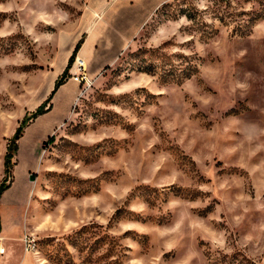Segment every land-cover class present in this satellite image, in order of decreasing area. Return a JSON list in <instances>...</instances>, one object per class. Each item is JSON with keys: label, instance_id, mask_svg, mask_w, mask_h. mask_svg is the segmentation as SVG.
<instances>
[{"label": "rangeland", "instance_id": "374dc122", "mask_svg": "<svg viewBox=\"0 0 264 264\" xmlns=\"http://www.w3.org/2000/svg\"><path fill=\"white\" fill-rule=\"evenodd\" d=\"M220 1L0 0V264H264V0Z\"/></svg>", "mask_w": 264, "mask_h": 264}, {"label": "trees", "instance_id": "16d2710c", "mask_svg": "<svg viewBox=\"0 0 264 264\" xmlns=\"http://www.w3.org/2000/svg\"><path fill=\"white\" fill-rule=\"evenodd\" d=\"M184 2L186 0H183ZM213 1V0H211ZM243 1H248V0H243ZM184 2H179L176 4V6L178 7V12L179 15L185 17L188 21L195 23L197 21V17H198V11L196 9H194L191 6H187L186 3ZM220 2L224 3V6L227 8L230 6V2L229 0H221ZM259 5V9L250 13H245L243 12H239L237 13L235 16L237 17H242V16H250V18L245 21V28L248 26V24L255 22L256 20L262 18L264 16V1L263 2H258ZM185 6V7H182ZM220 20H223V17L220 18ZM83 41L79 40L77 42V44L75 45L68 61L66 64L65 69L63 70V72L60 74V76L57 78V80L55 81L54 84V89L51 92V94L49 95V97L30 115L24 117V119L22 120L20 126L16 129L13 137L10 139V143L12 144L10 147H8L7 152L4 156V168H5V173H8V167L11 164V160L14 156V154H16L17 152V141L18 139L21 137V133L23 128L25 127L26 123L31 120L34 119L40 115H43L46 113V111L49 109H46L47 104L49 103V101L51 100L52 96L54 95V93L56 92V90L65 84V82L67 81L68 77H69V69L71 68V65L74 61L75 55L77 54V52L79 51L81 45H82ZM8 187L4 184V182H2V184H0V196L2 195V193L7 189Z\"/></svg>", "mask_w": 264, "mask_h": 264}, {"label": "built area", "instance_id": "2783aa9c", "mask_svg": "<svg viewBox=\"0 0 264 264\" xmlns=\"http://www.w3.org/2000/svg\"><path fill=\"white\" fill-rule=\"evenodd\" d=\"M79 67H81V64H79ZM82 80L83 78H79V77L75 78V81L79 84L81 83ZM23 243L25 245L26 252H31L35 249V240L30 236L25 235L23 239ZM4 250L5 249L3 247H0V255L4 254Z\"/></svg>", "mask_w": 264, "mask_h": 264}, {"label": "crops", "instance_id": "0c3cea01", "mask_svg": "<svg viewBox=\"0 0 264 264\" xmlns=\"http://www.w3.org/2000/svg\"><path fill=\"white\" fill-rule=\"evenodd\" d=\"M97 17V16H96ZM87 48V46H84L83 48H82V50H81V54H83V53H85V49Z\"/></svg>", "mask_w": 264, "mask_h": 264}, {"label": "bare ground", "instance_id": "6f19581e", "mask_svg": "<svg viewBox=\"0 0 264 264\" xmlns=\"http://www.w3.org/2000/svg\"><path fill=\"white\" fill-rule=\"evenodd\" d=\"M80 61H81V59L78 58L77 62H80ZM4 253H5V250H4Z\"/></svg>", "mask_w": 264, "mask_h": 264}]
</instances>
